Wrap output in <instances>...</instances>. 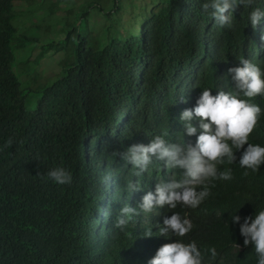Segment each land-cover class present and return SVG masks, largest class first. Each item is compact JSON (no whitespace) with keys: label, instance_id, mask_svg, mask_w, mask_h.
<instances>
[{"label":"trees","instance_id":"trees-1","mask_svg":"<svg viewBox=\"0 0 264 264\" xmlns=\"http://www.w3.org/2000/svg\"><path fill=\"white\" fill-rule=\"evenodd\" d=\"M92 1L86 0L74 24L68 21L66 39L51 38L46 53L60 57L62 75L39 92L24 89L13 71L15 49L26 41L15 46L14 0H0V264H148L175 239L195 241L202 264H257L254 246L244 247L239 225L231 222L235 214L243 223L264 211V165L256 173L242 168L243 149L234 163L218 165L220 171L230 168L233 179L213 181L199 207L140 212L123 230L114 223L124 204L137 207L157 182L181 181L184 173L154 160L136 177L138 169L111 153L156 136L194 146L199 123L193 121L197 136L188 137L180 116L201 93L183 106L178 92L195 78L194 90L215 85L220 68L214 51L237 55L252 46L248 12L264 11V0L237 11L233 26L217 37L210 36L211 13L202 7L209 0ZM92 9L97 20L91 18L90 32ZM249 102L262 109L249 143L264 147V97ZM9 138L14 142L5 148ZM55 167L72 173L70 185L47 179ZM132 180L141 191H127ZM173 212L193 224L185 237L159 234L157 225ZM148 229L150 238L144 236ZM211 247L215 259L206 251Z\"/></svg>","mask_w":264,"mask_h":264},{"label":"clouds","instance_id":"clouds-1","mask_svg":"<svg viewBox=\"0 0 264 264\" xmlns=\"http://www.w3.org/2000/svg\"><path fill=\"white\" fill-rule=\"evenodd\" d=\"M15 3L20 9L25 8L23 0H14V9ZM253 3L254 0H209L204 3L203 10L211 13L210 36L217 37L222 30L231 28L234 14ZM248 13L254 50L252 51L251 46L237 55V51H214L212 59L220 68L215 85L210 89L194 90L197 83L195 78L189 83H184V89L178 92L177 101L183 106L194 92L201 93L195 107L185 109L180 116L184 134L188 137L197 136L198 129L193 125V121H198L200 132L195 145L185 141L169 143L161 136H156L147 145L136 143L124 152L111 153L112 156H118L138 169L134 174L136 177L147 172L154 160L162 162L165 168H179L184 173V179L181 181L157 182L155 191H148L137 207L124 204L119 210L114 227L123 230L133 216L139 215L140 212L152 213L165 206L169 209H176L178 205L193 209L199 207L211 195L210 186H215L213 181L233 179L230 168L220 171L218 165H223L226 161L228 164L234 163L236 152L241 149L243 152L239 165L242 168L256 173L259 172L260 166L264 165V147L249 143V137L258 125L262 113V109L249 100L256 96L264 97V11L255 8ZM241 94L249 99H241ZM13 142V139L9 138L4 147L11 146ZM244 174L249 173L245 171ZM47 179L58 185H70L73 175L64 167H55L48 171ZM110 180V176L103 178L106 184ZM112 184L111 182V186ZM126 188L131 194L141 191L138 180L128 181ZM231 222L239 225L244 247L254 246L258 257L257 264H264V211H259L254 218H243V223L241 217L235 214L231 217ZM157 227L160 236L168 237L171 234L173 237L182 238L192 231L193 224L188 218L173 212L170 217H164L162 226ZM144 236L152 237V229H148ZM236 247L240 249L241 246L236 244ZM206 251L213 259L218 256L215 247ZM202 262L203 255L195 241L184 243L175 239V242L162 245L148 264Z\"/></svg>","mask_w":264,"mask_h":264},{"label":"rangeland","instance_id":"rangeland-1","mask_svg":"<svg viewBox=\"0 0 264 264\" xmlns=\"http://www.w3.org/2000/svg\"><path fill=\"white\" fill-rule=\"evenodd\" d=\"M23 1L26 4L24 9H20L15 3L13 25L18 30L15 46L21 41H26V46L15 49L16 62L13 71L24 89L41 92L45 86L53 84L62 75L61 67H58L60 57L46 53L51 38L58 34L59 38L64 39L63 30L68 21L74 24L78 12L87 5L86 0H45L43 3V0ZM94 12L92 9L89 17L90 32L94 31L95 26L91 18L97 20ZM32 38L34 40H28ZM36 38L40 42L36 43ZM44 51L45 55L40 65H37L34 61Z\"/></svg>","mask_w":264,"mask_h":264}]
</instances>
